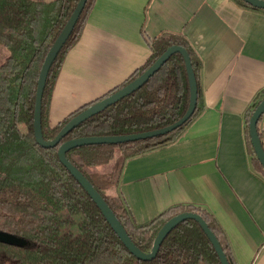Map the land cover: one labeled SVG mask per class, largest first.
Here are the masks:
<instances>
[{"label":"trees","instance_id":"obj_1","mask_svg":"<svg viewBox=\"0 0 264 264\" xmlns=\"http://www.w3.org/2000/svg\"><path fill=\"white\" fill-rule=\"evenodd\" d=\"M77 1L0 0V46L7 50L0 61V230L23 240V243L0 241V264H221L210 240L192 218L178 222L162 239L152 258H137L57 155L58 146L67 139L136 133L179 119L189 103V82L179 52H173L138 88L78 123L55 146L43 147L36 142L33 111L39 70ZM94 1H85L49 67L40 103L42 137L52 139L78 111L140 75L169 46L184 47L195 76L197 99L183 124L166 133L133 141L75 146L68 149L65 156L101 194L141 251H150L157 231L170 217L192 211L198 213L213 232L228 264H235L223 230L206 208L178 203L146 221L137 222L123 197L118 192H108L117 184L124 158L172 142L201 110V61L184 35L161 32L147 38L146 60L121 83L71 111L54 125L49 123L53 87L65 55L82 33ZM234 1L252 7L243 0ZM262 96L264 89L246 109L244 130L251 164L264 176L247 129L252 109ZM263 115L264 112L257 121L261 141L259 123Z\"/></svg>","mask_w":264,"mask_h":264},{"label":"crops","instance_id":"obj_2","mask_svg":"<svg viewBox=\"0 0 264 264\" xmlns=\"http://www.w3.org/2000/svg\"><path fill=\"white\" fill-rule=\"evenodd\" d=\"M161 32L184 35L198 54L201 110L172 142L124 158L109 193L123 197L137 222L178 203L204 207L235 264H264V176L251 164L244 130L245 111L264 89L263 8L234 0H95L63 60L49 123L121 83L146 60V39ZM259 128L264 147V116Z\"/></svg>","mask_w":264,"mask_h":264},{"label":"water","instance_id":"obj_3","mask_svg":"<svg viewBox=\"0 0 264 264\" xmlns=\"http://www.w3.org/2000/svg\"><path fill=\"white\" fill-rule=\"evenodd\" d=\"M86 0H78L73 11L69 15L65 24L59 31L58 35L52 42L49 50L47 51L43 62L41 64L37 84L35 91V101H34V111H33V134L36 142L43 147H51L55 146L60 139L73 127H75L78 123L83 121L85 118L91 116L94 113H97L101 109L106 106L114 103L121 97L127 95L132 92L136 88H138L157 68L173 53L179 52L184 60L188 82H189V103L187 109L184 114L174 121L173 123L147 131H141L136 133L129 134H117V135H98V136H82L75 137L71 139H67L62 142L57 149V155L59 160L64 164V166L69 170L71 175L79 182V184L83 187V189L87 192L90 198L95 202L102 215L108 221L112 229L116 232L118 237L121 239L126 248L137 258L142 260H147L152 258L158 250V247L165 237V235L181 220L185 218H192L196 220L208 239L210 240L212 246L214 247L218 258L221 264H228L226 256L223 250L220 247V244L207 226L203 218L196 212L192 211H183L177 213L170 217L167 221H165L162 226L157 231V234L153 240L151 249L149 252L145 253L141 251L129 238L125 229L109 207V205L105 202L101 194L96 190V188L92 185V183L81 173V171L75 167L69 160H67L65 156V152L75 146H80L84 144H93V143H121L126 141H133L141 138L151 137L159 134L166 133L181 124H183L191 115L194 110L196 99H197V89H196V81L195 76L191 67L189 55L186 49L180 45H171L166 48L162 54L140 75L124 84L123 86L115 89L113 92L108 95L102 97L101 99L96 100L90 105L78 111L75 115H73L56 133V135L52 139H44L42 137L41 132V122H40V103H41V95L45 83V79L49 70V67L58 53L59 49L65 42L69 33L71 32ZM252 7L263 8L264 9V0H243ZM264 112V96H262L259 101L255 104L252 109V112L248 118L247 129L249 142L254 151L255 157L258 159L260 164L264 169V147L261 141V138L257 129V121L261 114ZM0 241L8 242V243H23L19 237L12 235L10 233L4 232L0 230Z\"/></svg>","mask_w":264,"mask_h":264},{"label":"rangeland","instance_id":"obj_4","mask_svg":"<svg viewBox=\"0 0 264 264\" xmlns=\"http://www.w3.org/2000/svg\"><path fill=\"white\" fill-rule=\"evenodd\" d=\"M6 55H7V50L3 46H0V61L3 60ZM21 128L23 130L25 129L23 125H21ZM108 192H109V190H108Z\"/></svg>","mask_w":264,"mask_h":264},{"label":"built area","instance_id":"obj_5","mask_svg":"<svg viewBox=\"0 0 264 264\" xmlns=\"http://www.w3.org/2000/svg\"><path fill=\"white\" fill-rule=\"evenodd\" d=\"M264 116V115H263ZM251 264H254L253 262Z\"/></svg>","mask_w":264,"mask_h":264}]
</instances>
